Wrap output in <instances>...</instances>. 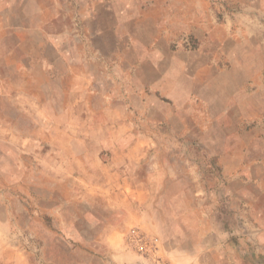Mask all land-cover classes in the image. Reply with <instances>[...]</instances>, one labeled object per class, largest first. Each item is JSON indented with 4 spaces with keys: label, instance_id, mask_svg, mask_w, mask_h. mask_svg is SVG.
<instances>
[{
    "label": "rangeland",
    "instance_id": "obj_1",
    "mask_svg": "<svg viewBox=\"0 0 264 264\" xmlns=\"http://www.w3.org/2000/svg\"><path fill=\"white\" fill-rule=\"evenodd\" d=\"M0 21L40 104L14 119L21 163L0 166V264H165L167 224H100L140 158L156 188L206 189L224 243L214 264H264V224L231 196L264 193V174L228 173L264 145V0H0ZM118 126L135 159L111 175L114 153L98 148Z\"/></svg>",
    "mask_w": 264,
    "mask_h": 264
},
{
    "label": "crops",
    "instance_id": "obj_2",
    "mask_svg": "<svg viewBox=\"0 0 264 264\" xmlns=\"http://www.w3.org/2000/svg\"><path fill=\"white\" fill-rule=\"evenodd\" d=\"M14 35V27L4 24L0 21V166H12L21 163L22 157H17L19 146H16L14 138L16 133L25 132L24 130L16 129L15 121L17 117L26 114L30 109H39L40 104L37 99L27 88L26 78L21 77V69L18 64L19 57L22 56L23 50L14 44H7V39ZM15 57H18L16 59ZM10 58V59H9ZM110 133H113V138L110 141L100 143L98 148L100 151L109 148L112 150L113 156L110 159L111 175L119 170L114 165H125L130 167L134 164L135 158L128 155L132 150L131 141L128 140V128L126 126L114 127ZM142 144L138 146V150L142 151ZM221 146L219 142L214 143V147ZM252 148V146H250ZM116 152H123L126 156L121 161L115 156ZM249 152V148L246 153ZM218 156L220 170H224L222 151L214 153ZM236 156V155H235ZM234 157L235 165L228 173L233 174L232 179L240 180L241 168L247 173V179H257L261 174H264V145L258 144L252 153L244 161L250 167H243L239 163V158ZM42 160V159H40ZM67 160V159H66ZM258 160V169L253 170L254 161ZM135 167L127 169L130 173L121 176L120 185L114 190L116 195L120 198L121 203L109 202L106 211L100 220V224H119L124 231H131L135 228L144 227L154 230L161 228L159 224H167L171 232L176 235L177 240L175 249L172 247L170 255L164 258L165 264H214L212 252L219 249L223 243L221 235V226H218L212 217L213 208L208 204L207 191L202 189L194 191L191 194L186 190L179 193H171L166 191L164 186L161 188L155 187V183H151L149 179L145 178V171L143 166V159H135L137 162ZM103 162V161H102ZM257 163V162H256ZM62 164V163H61ZM106 164V163H104ZM126 167V168H127ZM241 167V168H240ZM142 170L144 175H142ZM169 173V171H168ZM256 174V176H251ZM87 181V193L95 197L94 184ZM239 190L231 192L232 204H237L239 197L247 198V212L248 224H264V202L262 197L263 189ZM73 191V190H72ZM73 193V192H72ZM192 196L194 199L189 200ZM262 196V197H259ZM188 197V198H187ZM258 198V199H257ZM260 198V199H259ZM95 201V200H93ZM192 224H204L206 230L204 233H196ZM152 225V226H151ZM261 228V226H258ZM174 241V240H173ZM174 241V242H175ZM227 241L225 242V244ZM231 251L233 250V243H229ZM124 257L120 258L123 259ZM126 259V258H124ZM212 259V260H211Z\"/></svg>",
    "mask_w": 264,
    "mask_h": 264
}]
</instances>
